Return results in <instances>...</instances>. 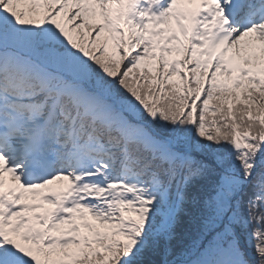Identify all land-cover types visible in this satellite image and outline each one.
Listing matches in <instances>:
<instances>
[{
  "label": "snow or ice",
  "instance_id": "6c2138e0",
  "mask_svg": "<svg viewBox=\"0 0 264 264\" xmlns=\"http://www.w3.org/2000/svg\"><path fill=\"white\" fill-rule=\"evenodd\" d=\"M0 264H264V0H0Z\"/></svg>",
  "mask_w": 264,
  "mask_h": 264
}]
</instances>
